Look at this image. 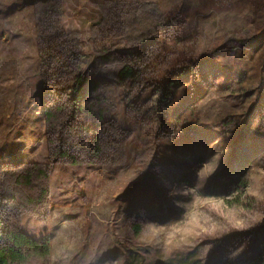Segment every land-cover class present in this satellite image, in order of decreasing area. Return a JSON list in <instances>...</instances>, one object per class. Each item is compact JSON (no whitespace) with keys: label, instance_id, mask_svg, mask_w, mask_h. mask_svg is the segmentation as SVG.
Returning a JSON list of instances; mask_svg holds the SVG:
<instances>
[{"label":"rangeland","instance_id":"obj_1","mask_svg":"<svg viewBox=\"0 0 264 264\" xmlns=\"http://www.w3.org/2000/svg\"><path fill=\"white\" fill-rule=\"evenodd\" d=\"M0 219L23 264H264V0H0Z\"/></svg>","mask_w":264,"mask_h":264},{"label":"trees","instance_id":"obj_2","mask_svg":"<svg viewBox=\"0 0 264 264\" xmlns=\"http://www.w3.org/2000/svg\"><path fill=\"white\" fill-rule=\"evenodd\" d=\"M117 78L121 81L132 79L135 76V69L123 65L116 72ZM46 117L50 116L49 111L45 112ZM62 151H58L61 154ZM72 162H75L72 160ZM17 177L15 182L19 180ZM139 228L136 226L135 231ZM50 253V241L44 237V241L27 235L18 227L8 221L4 224L0 219V264H23L31 255L46 257Z\"/></svg>","mask_w":264,"mask_h":264}]
</instances>
